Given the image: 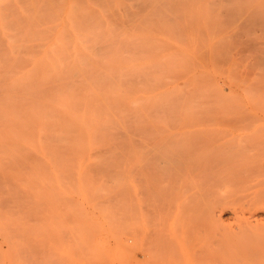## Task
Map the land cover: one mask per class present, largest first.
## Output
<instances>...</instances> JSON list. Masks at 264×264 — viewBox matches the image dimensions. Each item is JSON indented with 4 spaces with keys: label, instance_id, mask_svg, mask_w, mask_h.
I'll return each instance as SVG.
<instances>
[{
    "label": "rangeland",
    "instance_id": "rangeland-1",
    "mask_svg": "<svg viewBox=\"0 0 264 264\" xmlns=\"http://www.w3.org/2000/svg\"><path fill=\"white\" fill-rule=\"evenodd\" d=\"M87 1L80 0L75 6L79 14L85 13L88 9ZM89 1L96 11L107 13L106 16L109 18L111 16V21L114 19L117 25L120 21L118 28L121 31L131 32L130 35L128 32L123 34L126 36L122 37L123 40L116 38L117 35L122 36V33L118 31L119 29L116 30L117 25L112 21L116 25L115 35H112L113 41L115 39L119 45L111 41L112 48L109 49V55L110 53L117 55L111 54L114 58L117 57L118 63L114 64V59L115 66L112 67L117 68L115 70L118 74L125 68V72L129 70L128 78H131L126 80V84H122V87L124 88L125 85L128 91L121 87L122 91L116 93L120 94L124 91L126 94L130 91L135 97L127 93L132 98L129 99L132 102L134 99L137 102L138 99V106H134L136 102L131 101L127 104L129 101L127 96L121 93L125 99V106L123 103L119 106L121 110L119 114L120 112L121 114L118 117L126 119L127 126L125 122L119 123L118 119L117 125L104 124L102 126H107V129L104 130L102 127L103 130H99L97 135L99 141L96 144L99 146L95 145L94 149L105 150L103 158L107 153L116 150L115 157L113 155L107 164H103V159L102 164H0V264H264V239H261L264 238V0ZM65 2L66 0H0V43L2 42L0 48H3L0 49L2 50L1 71L6 72L5 68L9 67L16 71L18 65H20L19 70L24 69L26 65L35 61L32 59L35 58V53L42 50L44 44L55 34V29L59 27L58 20H61L62 5ZM83 18V23L89 28L93 27L95 30L99 27L94 18L89 19L90 17L87 16ZM5 31L6 36H4ZM48 33L51 35L49 36ZM136 35L139 37H135ZM127 36L136 41H131L136 43L133 44L135 46L131 42L128 43L130 39ZM12 40L17 48H20L19 43L22 44L23 52L19 48L20 51L16 50V47L13 49L18 52L6 48L13 44ZM27 40H31L30 43ZM124 40H126L125 44L119 43V41L125 42ZM94 42L93 44L101 43L99 39L97 43ZM127 43L128 55L127 52L123 53L126 49L128 51ZM115 44L117 48L120 47L118 50L115 49ZM98 45L97 48L101 47V44ZM29 47L34 50H30ZM134 47L135 52L131 51ZM140 48L142 51L139 50ZM6 50L12 51L10 58ZM119 50H123L125 56L123 54L119 56ZM100 51L105 50L100 48L98 52ZM133 52L137 54L129 57L132 63L139 61L138 63L145 67L150 63H147V59L153 60V63H150L153 67L144 68L140 64L134 65L140 71L138 72L137 69L135 71L138 78L134 75L131 77L134 67L127 64L129 61L124 62ZM32 53L34 55H31ZM140 53L144 55L141 56ZM14 54L19 56L16 57ZM62 55L60 59L64 58V54ZM137 56L141 57L136 58ZM2 57L5 58L4 61ZM133 57L138 60L132 61ZM13 58H18L19 61ZM13 60L16 66L12 63ZM100 62L102 67L98 65L97 68L101 67L103 73L102 63L105 61ZM125 63L128 67L123 66ZM108 64L105 68L110 69ZM121 64L122 66L119 67ZM42 66L40 64V67L45 68L44 65ZM40 67L35 68L38 71ZM111 70L108 71L112 73ZM15 71L12 74L7 73L11 75V79L17 76ZM41 71L42 69L38 72ZM116 71L114 75L117 77L112 76L114 79L120 77ZM144 71L146 76L144 74V79L140 77V80L139 74L141 72L143 74ZM38 72L35 74L39 77L32 73V78L38 80L32 82L37 83L39 87V79L41 82L46 79L40 78ZM0 74L1 82L10 78L6 73L4 76L2 72ZM122 77L118 80L124 81L125 78ZM149 77L150 81L146 83ZM56 78L50 77L51 81L54 79L55 85ZM59 78H57L58 84H60ZM138 79L141 82L146 81L145 88L141 87L143 90H140L144 92V94L142 92L144 97L137 92V89L143 86L139 84ZM94 80H98L95 84L104 87L105 79L100 77ZM130 81L136 82L133 85L138 83V86L136 85L138 88H134L132 84L129 85L130 88L128 86ZM6 82L0 85L7 84ZM50 82L44 83L50 86ZM55 85L52 84L51 87L54 88ZM99 85L95 86L99 87ZM128 87L134 92L136 90L140 95L129 90ZM152 87L156 95L152 94ZM42 88L43 86L39 89L43 92L47 89L46 93L51 92L50 88ZM48 94L45 96L47 97ZM153 96L155 101L152 100ZM141 99L145 104L139 106ZM27 102L24 101L22 104L25 105L24 103ZM16 103L19 104L18 101ZM6 105L3 103L2 106ZM11 106L10 104L8 107ZM25 106L20 108L25 109ZM122 109L126 111L122 112ZM115 112L117 115V110ZM124 120L121 119V122ZM110 125L113 134L109 133L112 131L108 129L111 128ZM123 127L128 135L123 132L126 131L122 129ZM152 133H155V139H158L156 142H159L160 147L155 139L151 138L154 136L150 137ZM170 134H173L174 138H179V143ZM110 136L117 142L114 143ZM167 136H171L172 139L168 138L169 143ZM162 137L166 141H163ZM197 139L201 142L198 143ZM101 141L104 142L103 147ZM152 144H155V148ZM189 144L192 146L190 147ZM134 145L143 148L146 146L149 149L146 150L148 154L142 151L146 147L140 148L139 152L138 148L134 149ZM177 146L181 149L180 147L177 149ZM195 147L197 150L201 148L197 151ZM206 148L214 150L210 151L212 154L218 152L224 155L223 159L230 164L226 165L228 171L223 167L225 177L221 172L222 165L226 163L223 164V156L220 154L214 155V159V156L210 155L213 160L207 164L201 163L205 167L202 168V165L200 167L199 160L202 157L200 151L204 154ZM215 149L219 150L215 152ZM128 150H132L129 153L131 160L128 159L132 162L135 160V164H114L118 161L116 157H123L121 154L124 153L126 158ZM151 150L155 151L156 155H153ZM170 152L176 158L180 156L177 152H185L182 156L185 155L186 158L182 160L185 159L186 162L178 158L180 164L178 162L176 164L171 160L175 159L174 156L169 161ZM224 152L232 153L236 158L231 157L230 160L229 156L232 154L228 155ZM192 156H195L194 160ZM164 158L168 163L160 164L159 161ZM217 158L222 160V165L220 161H215ZM189 159L193 161L197 159L196 166L185 167L184 163L195 165V162ZM153 160H157L156 163ZM213 163L220 170L215 169ZM208 164L213 166L210 167ZM207 171L212 172L208 174ZM206 172L209 176L213 175L209 177L211 180ZM230 176L233 178L230 179ZM251 233L254 235L252 236Z\"/></svg>",
    "mask_w": 264,
    "mask_h": 264
},
{
    "label": "bare ground",
    "instance_id": "bare-ground-1",
    "mask_svg": "<svg viewBox=\"0 0 264 264\" xmlns=\"http://www.w3.org/2000/svg\"><path fill=\"white\" fill-rule=\"evenodd\" d=\"M65 1V0H64ZM80 0H66V2L62 5L63 7H62V16L60 17V19L61 20H58V17L57 16H59V14L56 16L57 18H56V20H58L59 22H60V25H59V27H57V25H54V26H56L57 27V29H55L56 31L54 32L55 34H53V37L51 36V38L48 40V42L47 43H45L44 44V47H42V50H38L39 52L38 53H35V58H32L33 60L35 59V61H32L28 66L26 65V67H28V68H24V69H22V68H20V70H19V66L20 65H18L17 67H18V70L16 69V71H15V69H14V71H15V76L16 77H13L12 79H11V75L10 74H12V73H14V71L11 69V67H9L10 68V70H9V68H5V70H6V72L5 71H1V69H0V73L2 72V76H4V75H6L8 72L10 73V74H7L8 76L7 77H10V78H7L8 79V81H7V79H6V81L8 82H6L5 81V79H3V81L2 82H6L7 84H4L3 83V85L2 86H4L5 88H3L1 85H0V102H2V104L0 103V164H102V161L104 162L103 164H107L108 162V160H110L111 161V157L113 156V157H115V154H114V152L116 151V150H114L113 151V153H112V151H111V153L109 154V153H107V151H106V153H107V155H106V157H102V155L104 156V151L105 150H101V151H99V149H98V151H97V149H94V146L97 144V141H99L98 140V138H97V135H98V132H99V130L100 129H102V127H104V130L105 129H107L106 127L107 126H102V125H104V124H106V125H109L110 123H111V125H112V123H114L115 125H117V122H118V119H119V123H123L124 124V122L126 121V119L124 120L123 118H121L122 120H124V121H122L121 122V119L119 118L120 116V114H121V112H120V114H119V111H121L120 110V107L119 106H121L122 104L121 103H123V105H124V96H127V98H128V102H127V104H129V102L131 101L130 99H132L131 98V96H134V94L133 95H131L132 93L129 91V92H126V94L124 93V91L123 92H121V93H124L125 95L124 96H122V94L120 93V94H117L116 92H119V91H122V84H126V80L127 79H129L128 78V76H129V70L127 71L126 70V72H125V68H124V71L122 72H120V74H118V71H116L117 70V68H115L114 69V67H112V66H115V65H113V62H114V64H116V63H118V62H116V58L117 57H113V56H117V55H114V54H112V53H110V55H109V49L110 48H112L111 47V41H113V37H112V35L114 34V29L116 28L115 26L117 25L116 24V21H115V23H114V19L112 20L113 21V23L114 24H116V25H114L113 23H112V21H111V16H110V18L109 17H107L106 15H107V13H105V12H103V11H96V9H95V7H94V5H92L91 4V2L88 0L87 1V3H89V6H88V9L86 10V12L85 13H83V14H79V12H77L75 9V6L78 4V3H80L79 2ZM35 6V5H34ZM31 7H32V5H31ZM33 8V7H32ZM32 10V9H31ZM36 10V9H35ZM34 10V11H35ZM137 14V13H136ZM25 15V14H24ZM23 15V17L24 18H26L25 16ZM81 15H83V17H85V16H87V17H90L89 19H91V18H94L93 20H96V22L98 23H96L95 22V26H97V25H99V27H96L97 29H95V27H94V29L95 30H93V27L92 28H89L86 24H84L83 23V20H82V18L83 17H80ZM30 16V15H29ZM31 16H32V14H31ZM36 16V15H35ZM132 16H133V14H132ZM28 17V16H27ZM135 17V16H134ZM35 18V17H34ZM27 19V18H26ZM25 19V20H26ZM84 19V18H83ZM125 19V18H124ZM123 19V20H124ZM127 19H129V18H127ZM131 19V18H130ZM24 20V21H25ZM32 20H33V18H32ZM53 20V19H52ZM86 21H87V18L85 19ZM116 20V19H115ZM123 20H121L122 21V23H124V21ZM134 20V19H133ZM34 21V20H33ZM32 21V22H33ZM45 21V20H44ZM91 21V20H90ZM126 21V20H125ZM128 21V20H127ZM29 22V21H28ZM49 22H51V20L49 21ZM56 22V21H55ZM89 22V21H88ZM94 22V21H93ZM131 22H132V20H131ZM135 22V21H134ZM18 23V22H17ZM21 23V22H20ZM24 24H25V22H23ZM27 23V22H26ZM34 23V22H33ZM46 23V22H45ZM47 23H48V21H47ZM85 23H87V22H85ZM91 24H93V23H91ZM97 24V25H96ZM120 24H121V22L120 21H118V25H117V29L116 30H118L119 28L118 27H120ZM15 25H16V23H15ZM19 25V24H18ZM27 25H28V23H27ZM23 26H25V25H23ZM22 26V27H23ZM32 26V25H31ZM49 26V25H48ZM89 26H91L90 24H89ZM93 26V25H92ZM30 27V26H29ZM47 27V26H46ZM51 27H53V26H51ZM45 28V27H44ZM44 28H42V30H44ZM48 28V27H47ZM5 29V28H4ZM34 29V28H33ZM31 30H32V28H31ZM39 30V29H38ZM38 30H37V32H38ZM41 30V29H40ZM39 30V31H40ZM23 31V30H22ZM118 31H121V29H119ZM26 32V31H25ZM24 32V33H25ZM30 32V31H29ZM43 33L45 32V31H42ZM127 32L128 31H125V30H122L121 31V33H122V36L120 35V36H118L117 35V37L116 38H118V39H120V38H122V37H126V36H124L125 34H127ZM20 33V32H19ZM36 33V32H35ZM42 33V34H43ZM120 33V34H121ZM129 33V32H128ZM131 33V32H130ZM130 33H129V35H130ZM13 34V33H12ZM18 34V33H17ZM49 34V33H48ZM117 34V33H116ZM124 34V35H123ZM135 34H137V33H135ZM9 35V34H8ZM27 35V34H26ZM33 35V34H32ZM31 35V36H32ZM51 34H49V36H50ZM115 35V34H114ZM133 35V34H132ZM138 35H140V34H138ZM138 35H136L135 37H139ZM4 36H6V31H5V35ZM18 36V35H17ZM22 36V35H21ZM48 36V35H47ZM48 36V37H49ZM141 36V35H140ZM10 36H7V38H9ZM28 37V36H27ZM43 37V36H42ZM114 37V38H115ZM128 37V39H130V37L129 36H127ZM134 37V36H133ZM134 37V38H135ZM1 38V37H0ZM3 38V37H2ZM11 38V37H10ZM9 38V39H10ZM132 38V37H131ZM16 39V38H15ZM28 39V38H27ZM48 39V38H47ZM100 40V44H101V47H98L97 48V46L96 45H98L99 44V42H98V44H93V41H97V40ZM125 39V38H124ZM141 39V38H140ZM13 40H14V38H13ZM12 40V42H13V44L11 43V45H9V47L7 46L6 48L8 49V48H10V50H14L13 49V47H16V44H15V46H14V41ZM21 40V39H20ZM44 40V39H43ZM122 40H123V38H122ZM133 40L134 39H130V41L129 40H127V42L128 43H130L131 41L133 42ZM139 40V39H138ZM11 41V40H10ZM17 41H19V40H16V42ZM31 41V40H30ZM30 41L29 40H27V42H29L30 43ZM38 41V40H37ZM114 41H115V39H114ZM113 41V43H116L117 41H115L114 42ZM125 42H121V41H119V43L121 44V43H126V40H124ZM135 41V40H134ZM6 42V40H4V42L3 43H5ZM9 42V41H8ZM7 42V43H8ZM20 42V41H19ZM24 42V41H23ZM46 42V41H45ZM94 42V43H95ZM131 42V43H132ZM136 42V41H135ZM132 43V45L133 44H136V43ZM142 42V41H141ZM2 43V42H1ZM0 43V44H1ZM33 43V42H32ZM97 43V42H96ZM128 43L126 44L127 46L126 47H128L129 45H128ZM130 43V44H131ZM139 43H140V41L138 42V45H139ZM18 44V43H17ZM99 44V45H100ZM117 44H118V42H117ZM123 44V45H124ZM22 45V44H21ZM21 45H20V43H19V46H20V48L19 49H21L22 47H21ZM34 45V44H33ZM33 45H32V48H33ZM37 45L38 46H40L38 43H37ZM36 45V46H37ZM98 45V46H99ZM119 45V44H118ZM4 46H5V44H4ZM35 46V45H34ZM35 46V47H36ZM42 46H43V44H42ZM114 46V45H113ZM117 45L115 44V47H116ZM133 46H135V45H133ZM142 46V45H141ZM23 47H25V45H23ZM28 46H26V48H27ZM5 48V49H6ZM17 48V47H16ZM18 48L16 49V50H18ZM30 48V50L32 49L31 47H29ZM40 48H41V46H40ZM39 47H38V49H40ZM100 48H101V50L102 49H104L105 51L104 52H102V51H100V53L98 52L99 50H100ZM118 48H120V47H118ZM118 48L116 47L115 49H117L118 50ZM131 48L133 49V47L131 46ZM137 48H138V46H137ZM0 49H3V48H0ZM125 49V48H124ZM123 49V50H124ZM9 50V49H8ZM25 50V49H24ZM32 50H34V49H32ZM36 50V49H35ZM116 50V51H117ZM123 50H119L120 52H119V56H121L123 53H126L127 52V54L126 55H128V53H129V47H128V51H127V49H126V51L124 50V52H123ZM131 50V49H130ZM138 50V49H137ZM136 50V51H137ZM139 50H141V48L139 49ZM2 51V50H1ZM0 51V52H1ZM7 51V50H6ZM12 51H7V54H9V58H10V54H13L12 53ZM15 51V50H14ZM18 51H20V50H18ZM18 51H15V52H18ZM131 51H134L135 52V47H134V50H131ZM142 51V50H141ZM140 51V52H141ZM21 52H23V49H21ZM35 52V51H34ZM33 52V53H34ZM41 52V53H40ZM111 52H112V50H111ZM123 52V53H122ZM134 52H133V54L131 55V53H130V55L128 56V60H124V62L126 61V62H128L127 64L128 65H131V66H133L134 67V65H138V64H140V63H138L137 61V63L136 62H131V58H129V57H132V56H134L135 54H137V53H135L134 54ZM26 53H28L27 52V50H26ZM31 54V55H34V54ZM116 53V52H115ZM5 54V53H4ZM18 54V53H17ZM19 54H20V52H19ZM22 54V53H21ZM62 54H64V58L63 59H65V56H66V59L64 60L65 62V64L63 63V59H60L61 57V55ZM111 54L113 55V56H111ZM139 54V53H138ZM16 57L17 56H19V55H16V54H14ZM14 55H12L13 57H14ZM124 55V54H123ZM140 55L141 56H143L144 54L143 53H140ZM4 56V55H3ZM7 56V55H6ZM63 56V55H62ZM118 56V57H119ZM125 56V55H124ZM124 56H122V57H124ZM140 56V57H141ZM24 57V56H23ZM111 57H113L112 58V60H111ZM140 57H136V58H140ZM3 58V57H2ZM22 58V57H21ZM26 58V57H25ZM29 58H30V56H29ZM135 57H133L132 58V61L133 60H138V59H134ZM143 58V57H142ZM4 59L5 58H3V61H4ZM13 59H15V58H13ZM18 61H19V59L18 58H16ZM15 59V60H16ZM115 59V60H114ZM119 59H121L120 57H119ZM126 59V58H125ZM144 59H146V58H144ZM143 59V60H144ZM6 60H8V59H6ZM23 60V59H22ZM25 60V59H24ZM31 60V59H30ZM30 60H28L29 62H30ZM102 60V62L103 61H105V62H100ZM114 60V61H113ZM122 60V59H121ZM141 60V59H140ZM0 61H1V59H0ZM10 61V60H9ZM14 61V60H13ZM111 61H112V63H111ZM123 61V60H122ZM146 61H148L147 63H153L152 61V59H147ZM145 61V62H146ZM63 64H62V63ZM99 62L100 63H102V64H104V66H103V68H104V71H103V69H102V72L103 73H101V67H102V65H100L99 64ZM106 62H107V64H108V62H110L108 65H110L109 66V68L110 69H108V67H106L105 68V66L107 65L106 64ZM120 62V61H119ZM123 62V63H124ZM130 62H131V64H130ZM141 62L142 63H144V61H142L141 60ZM4 63V62H3ZM13 64L15 63V61L14 62H12ZM28 63V62H27ZM32 63L34 64L33 66H32ZM121 63V62H120ZM119 63V64H120ZM135 63V64H134ZM150 63H149V66H150ZM12 64V65H13ZM40 64H41V66L42 65H44V67L45 68H42V67H40ZM106 64V65H105ZM118 64V65H119ZM126 63L125 64H123V66H127L128 67V65H127ZM133 64V65H132ZM144 64H146V63H144ZM9 65V64H8ZM7 65V66H8ZM15 65V64H14ZM13 65V66H14ZM101 66V67H98L97 68V66ZM117 65V64H116ZM141 65V67H144V65H142V64H140ZM139 65V66H140ZM152 65H154V64H152ZM9 66H11V65H9ZM16 66V65H15ZM36 66H38V67H40L41 69H42V71L41 72H38L39 70H41L40 68H38L39 70L37 71V69L35 68ZM122 66V64L119 66V67H121ZM149 66H147V65H145V67L144 68H149ZM24 67V66H23ZM117 67V66H116ZM150 67H153V66H150ZM3 68V67H2ZM16 68V67H15ZM100 68V69H99ZM123 68V67H122ZM132 68V67H131ZM130 68V69H131ZM143 68V69H144ZM106 69H108V70H111V69H113V71H112V73L110 72V71H108V70H106ZM127 69H129V68H127ZM137 68H135L134 67V70H133V72L134 73H132V71L130 72V74H131V77H132V75H134V76H136L137 75V73L135 72V71H137L136 70ZM141 70H142V68H140ZM151 70L150 71H152V68H150ZM12 70V71H11ZM47 70V71H46ZM116 71V74H118V76H120L118 79L120 80L121 79V75H123V77L125 78V82L123 81V80H121V81H123V83H121V81H119L118 79H114L112 76L115 74V71ZM120 70H123V69H121L120 68ZM132 70V69H131ZM45 71V72H44ZM106 71V72H105ZM149 71V70H148ZM147 71V72H148ZM149 71V72H150ZM6 74H5V73ZM18 72V73H17ZM36 72H38V74H40V78H43L44 80L46 79V81H43V82H41L40 80L41 79H39V87L37 86V83H34V82H36V81H38V80H36L35 81V79H33L32 78V73H34V75H36L35 73ZM59 72H61L60 74H59V76H57L58 75V73ZM64 72V73H63ZM97 72H99L98 74H101V75H99V76H95L94 74H96V75H98L97 74ZM108 72V73H107ZM125 72V73H124ZM128 72V73H127ZM138 72H140L139 70H138ZM146 72V73H147ZM4 73V74H3ZM17 73V74H16ZM42 73V74H41ZM106 73V74H105ZM123 73V74H122ZM126 73L128 74L127 76H126ZM136 73V74H135ZM62 74H66V75H62ZM105 75V77H103V75ZM144 74H145V71L143 72V74H142V72H141V74H139L140 76H139V78L140 77H143L144 76ZM149 74V73H148ZM152 74V73H151ZM142 75V76H141ZM153 75V74H152ZM37 77H39L38 75H36ZM36 76H33L34 78L36 77ZM54 76H55V78H56V76H57V78H59V77H61V78H59L58 80H59V83L60 84H58V81H57V78L55 79V81H56V85H55V82H54V79H52V81L54 82V83H51L52 81H51V79H50V77H52V78H54ZM114 76H116V75H114ZM145 76H146V74H145ZM63 77V78H62ZM103 78V80L105 79L106 81H107V83H106V81H104V84H103V86L104 87H102V86H100L98 83H96L97 85H99V87L98 86H95L96 84H95V82H98V80L96 81V80H94V78ZM117 77V76H116ZM122 77V79H124ZM127 77V78H126ZM0 78H1V74H0ZM136 78H138L137 76H136ZM151 78H153V77H151ZM155 78V77H154ZM37 79V78H36ZM48 79V80H47ZM50 79V80H49ZM131 79V78H130ZM142 79H144V77L142 78ZM147 78L145 77V80H146ZM9 80H12V81H9ZM32 80L34 81V82H32ZM62 80V81H61ZM112 80V81H111ZM115 80H117V81H119L118 83L119 84H121V86H119V84L118 83H116L117 81H115ZM135 80V79H134ZM140 80H141V78H140ZM145 80H143L142 82L141 81H139V79L137 80L138 82H139V84L140 85H143L144 86V82H146ZM47 81H51L50 82V86H49V84L48 85H45V83L47 84ZM149 81H150V77H149V79L147 80V82L146 83H149ZM151 81H152V79H151ZM1 81H0V84L2 83ZM10 82H11V86H10ZM45 82V83H44ZM33 83L36 85H33ZM100 83V82H99ZM112 83V84H111ZM133 83H136V82H133ZM133 83H131V81H130V84H128V86L129 85H131L132 84V86L134 87V88H138V87H136V85L138 84H136V85H133ZM8 84H9V86H8ZM32 84V85H31ZM42 84V86H43V88H45L46 86H49V87H46V88H50L51 86H52V84H54L55 86H54V88L53 87H51L50 88V90H51V92H52V95H50L49 96V94H51V92L49 91L48 93H46L47 92V90H46V92H45V95H47L48 94V96L46 97L45 95H44V92L42 91V90H40L39 88H41L42 86H40ZM5 85H7V86H5ZM29 85H30V87H29ZM58 85V86H57ZM116 85V86H115ZM139 85V86H140ZM147 85V84H146ZM119 86V87H118ZM138 86V85H137ZM143 86H140L138 89H137V92H140V90L142 89V88H145V86L143 87ZM148 86V85H147ZM146 86V87H147ZM103 88V89H101V88ZM122 87V88H121ZM130 88H131V86H129ZM128 87V89L129 90H131V91H133L134 92V90H132V89H130ZM132 87V88H133ZM142 87V88H141ZM148 87H151V86H148ZM42 88V89H43ZM45 88V89H46ZM124 88H126V86L124 85ZM123 88V89H124ZM133 88V89H134ZM153 89H152V94H155L154 92V87H152ZM7 91V93H6V91ZM8 89V90H7ZM34 89V90H33ZM120 89V90H119ZM147 89H149V88H147ZM151 89V88H150ZM5 92H4V91ZM36 90H40L39 92H37ZM126 90H127V88H126ZM125 90V91H126ZM143 90V89H142ZM3 91V92H2ZM29 91V92H28ZM31 91V92H30ZM33 91V92H32ZM34 91H36V96H35V94H33L34 93ZM41 91H42V93H41ZM128 91V90H127ZM154 91V92H153ZM135 92H136V90H135ZM134 92V93H135ZM136 92V93H137ZM142 92L143 91H141L140 93H141V96H143L142 95ZM148 92H150V90L148 91ZM31 94V95H29V94ZM42 95H41V94ZM116 93V94H115ZM127 93H129V95H131V96H129ZM140 93H137L138 95H140ZM32 94H33V96H32ZM39 94V95H38ZM143 94H144V92H143ZM45 97H44V96ZM121 95V96H120ZM146 96H147V94H145ZM156 95V94H155ZM154 95V96H155ZM43 96V97H42ZM152 95L150 94V99L152 98L151 97ZM154 96H153V99L152 100H154ZM51 97V98H50ZM129 97H130V99H129ZM135 97V96H134ZM138 97V96H137ZM144 97V96H143ZM22 98H24V99H22ZM111 98H113L112 100H111ZM138 98H141V97H138ZM19 99H21V100H19ZM6 100V101H5ZM16 100V101H15ZM127 100V99H126ZM142 100V104L141 103H139V106H141V105H143V104H145V101H143V99H141ZM140 100V101H141ZM144 100H146L145 98H144ZM18 101V103L19 104H17L16 102ZM26 102V101H28L30 104H28V102L27 103H24L25 105H27V106H25V105H23L22 104V102ZM112 101V102H111ZM114 101H116V102H114ZM155 101V100H154ZM20 102H21V104H20ZM117 102H119V103H117ZM132 102V101H131ZM133 102H136V100L134 99L133 100ZM132 102V103H133ZM137 102H139V100L137 99ZM137 102H136V104L134 105V106H138V104H137ZM152 102V101H151ZM3 103H5V104H7L6 106H2L3 105ZM153 103V102H152ZM12 105L11 107H8L9 105ZM15 104H16V106H15ZM126 104V105H127ZM25 106L26 108L24 109H22V108H20L21 106ZM125 106V105H124ZM144 106H142V109H144L143 108ZM134 108V107H133ZM140 108V107H139ZM130 110H131V108H129ZM141 109V108H140ZM117 110V112H118V114L116 115V111ZM124 111H126V110H124ZM123 111V109H122V112H124ZM132 111H134V110H132ZM131 111V112H132ZM126 113V112H125ZM127 114V113H126ZM135 115H137V112H136V114ZM139 115V114H138ZM141 115H143L144 116V114H141ZM119 116V117H118ZM118 117V118H117ZM138 117H140V115L138 116ZM142 118V117H141ZM135 120V119H134ZM137 120H138V118H137ZM141 120V119H140ZM142 120H144V119H142ZM141 120V121H142ZM113 121H115V122H113ZM139 121V120H138ZM140 121V122H141ZM133 122V121H132ZM118 123V125H120ZM126 123L127 122H125V125H126ZM136 123V122H135ZM143 123V122H142ZM113 124V125H114ZM122 124V125H123ZM138 124V123H137ZM137 124H134V125H137ZM144 124V123H143ZM143 124H141V125H143ZM111 125L109 126V127H111ZM124 125V127L126 128V126ZM144 126V125H143ZM143 126H142V128H143ZM114 127V126H113ZM122 128V129H125V128ZM137 127V126H136ZM115 128H116V126H115ZM114 128V129H115ZM130 128H132V127H130ZM108 129H111L112 131H110L109 133H111L112 132V134H113V128L111 127V128H108ZM121 129V130H122ZM133 129V128H132ZM144 129V128H143ZM103 130V129H102ZM117 130H119V128L117 129ZM126 130V129H125ZM140 130V129H139ZM107 131V130H106ZM116 132V131H115ZM119 132H121V131H119ZM118 132V133H119ZM123 132H126L125 134H127L128 135V132H127V130L126 131H123ZM135 132V131H134ZM124 134V135H125ZM101 135V134H100ZM115 135V134H114ZM126 135V136H127ZM132 135V134H131ZM130 135V136H131ZM138 135V134H137ZM168 135V134H167ZM170 135H172V138H174V135L173 134H170ZM126 136H124V137H126ZM151 136H154V137H151ZM155 133H152V135H150V137L151 138H154L155 139ZM159 136V135H158ZM111 137V136H110ZM120 137V136H119ZM122 137V136H121ZM123 137V138H124ZM134 137V136H133ZM164 137V136H163ZM163 137H162V140L163 141H166V139L164 140L163 139ZM180 137V136H179ZM183 137V136H182ZM127 138V137H126ZM125 138V139H126ZM129 138V137H128ZM167 139L169 138L170 140H172L171 139V136H167L166 137ZM188 138V137H187ZM113 139V141H114V143H116L115 142V139L114 138H112L111 137V140ZM124 139V140H125ZM153 139V140H154ZM160 139H161V137H160ZM168 139V143H169V140ZM174 139H176V141L178 142L180 139L178 138L177 139V137H175ZM173 139V140H174ZM182 139V138H181ZM186 139V138H185ZM190 139V138H189ZM196 139V138H195ZM108 140V139H107ZM118 140V139H117ZM119 140H120V138H119ZM127 140V139H126ZM158 140V139H157ZM156 139H155V142L157 141ZM184 140V139H183ZM188 140V139H187ZM67 141V145L65 144V142ZM104 141V140H103ZM109 141H110V139H109ZM122 141V140H121ZM128 141H130V140H128ZM138 141V140H137ZM175 141V143H177ZM198 143H200L199 141H198V139L196 140ZM196 141H194V143L196 142ZM105 142V141H104ZM103 142V143H104ZM127 141H125V143H126ZM131 143H133L132 141H130ZM146 142V141H145ZM174 142V141H173ZM184 142H186V140L184 141ZM71 143V144H70ZM101 143H102V141H101ZM103 143H102V147H103ZM111 143H112V141H111ZM119 143V142H118ZM124 143V142H123ZM123 143H121L122 145H123ZM124 143V144H125ZM131 143H130V145H131ZM152 143V142H151ZM150 143V144H151ZM159 143V142H158ZM157 142H156V144L157 145H159V147L161 146L160 144H158ZM166 143V142H165ZM179 143V142H178ZM177 143V144H178ZM187 143H189L188 141H187ZM191 143V142H190ZM98 144H100V142H98ZM106 144H107V142H106ZM120 144V143H119ZM137 144V143H136ZM196 144V143H195ZM117 145V144H116ZM116 145H114L115 147H116ZM141 145V144H140ZM143 145V144H142ZM147 145V144H146ZM153 146L155 145V144H152ZM190 145V144H189ZM96 146H99V145H96ZM104 146H105V144H104ZM111 146H113V145H111ZM124 146V145H123ZM127 146V145H126ZM135 146V145H134ZM148 146V145H147ZM187 146V145H186ZM192 145H190V147H191ZM118 147V146H117ZM125 147V146H124ZM131 147V146H130ZM146 147V146H145ZM144 147V148H145ZM151 146L149 145V148H150ZM178 147H180V146H177V149H178ZM189 147V146H188ZM97 148H99V147H97ZM134 148V147H133ZM138 148V149H137ZM142 149L143 148V146L142 147H136L135 146V148L134 149H137L139 152H140V150L139 149ZM143 148V149H144ZM154 148H155V146H154ZM172 148H174L175 150H176V148L175 147H172ZM182 148L184 149V147L182 146ZM186 148V147H185ZM199 148V147H198ZM201 148V147H200ZM200 148L197 150V148L195 147L194 149L195 150H197V151H199L200 150ZM204 148V147H203ZM202 148V149H203ZM100 149H102L101 148V146H100ZM106 149H108V148H106ZM120 149V148H119ZM121 149H123V147L121 148ZM127 149H128V147H127ZM130 149V148H129ZM133 149V150H134ZM148 148L146 147V149L145 150H142V151H146ZM152 149V148H151ZM156 149H158V148H156ZM156 149H154V150H156ZM180 149H181V147H180ZM179 149V150H180ZM183 149H182V151H183ZM190 149V148H189ZM201 149V150H202ZM208 148H206L205 150H206V153H208V154H206V153H204V154H201L202 152L200 151V155L202 156V157H200V158H197V159H200L199 161H201L200 162V167H201V163H204V164H207V163H209L211 160H213L214 158H215V156L214 155H217L218 154V152L215 154L214 152V154H212V152L210 153V151H214V150H212V149H208ZM137 150H136V152H137ZM160 150V149H159ZM158 150V151H159ZM178 150V151H179ZM188 150V149H187ZM219 149H215V152L216 151H218ZM123 151H127V150H123ZM129 151V150H128ZM131 151L132 150H130L128 153H126V154H128L127 156H126V158H125V156H124V153L123 154H121L123 157H116V160H117V158H118V161H116L114 164H135L134 162H136L135 160H133V162L132 161H130L131 159L129 158V153H131ZM141 151V152H142ZM147 151H149V149L147 150ZM146 151V152H147ZM152 151V150H151ZM166 151V150H165ZM169 151V150H168ZM191 151V150H190ZM193 151V150H192ZM203 151V150H202ZM208 151V152H207ZM221 151V150H220ZM121 152V151H120ZM135 152V151H134ZM153 152V151H152ZM163 152V151H162ZM167 152V151H166ZM165 152V153H166ZM189 152V151H188ZM204 152V151H203ZM156 152L154 151L153 152V155H156L155 154ZM165 153H164V156H165ZM171 153V152H170ZM169 153V154H170ZM174 153H176L175 151H174ZM180 153V152H179ZM178 152H177V154H178V156L179 157H175V155H172L173 153H171V157H167L168 158V160L169 159H171L173 156L175 157V159L173 158V159H171V160H173V161H175L176 162V164H177V162H178V164H180V160L178 161V158L179 159H183L184 157H185V155H184V157L182 156L183 154H185V152L184 153H180L179 154ZM191 154H192V152H190ZM198 153V152H197ZM210 153V154H209ZM225 154H228V153H226V152H224ZM142 154H143V152H142ZM147 154H148V152H147ZM196 154V153H195ZM206 154V156H203V155H205ZM220 154V153H219ZM218 154V155H219ZM232 154V153H231ZM230 153L228 154V155H231ZM116 155H118V154H116ZM146 155V154H145ZM161 157H162V159H163V156H162V154L160 153L159 154ZM198 155H199V153H198ZM197 155V156H198ZM213 157V159H212V157ZM221 156H223L222 157V159L224 158V155H222V154H220ZM108 156V157H107ZM157 156H158V154H157ZM227 156V155H226ZM225 156V157H226ZM102 157V158H101ZM154 157V156H153ZM161 157H157V158H159V159H161ZM193 157V156H192ZM195 157V156H194ZM194 157H193V160H194ZM208 157H211V159L210 158H208ZM230 157V160H231V157H234V158H236L235 157V155L233 156V154L231 155V156H229ZM130 160H129V159ZM132 158V157H131ZM139 158V157H138ZM186 158V157H185ZM205 158V159H204ZM206 158H208L207 160H206ZM233 158V159H234ZM103 159V160H102ZM133 159H134V156H133ZM153 159V158H152ZM156 159V158H155ZM159 159H158V161H159ZM177 159V160H176ZM196 159V160H197ZM204 159V161L202 162V160ZM210 159V160H209ZM102 160V161H101ZM139 160V159H138ZM146 160H148V159H146ZM165 158H164V160H160L159 161V163L160 164H162V162H164L163 164H167L168 162H165ZM167 160V161H168ZM171 160H169V161H171ZM185 160V159H184ZM184 160H182V162L184 161ZM189 160H192V159H189ZM188 160V161H189ZM192 160V162H195V165H193V163H192V165L190 164V163H184L185 164V167H189V166H192V168H193V166H196V162L198 161H193ZM220 161V159L219 158H217V159H215V161ZM224 160V159H223ZM140 161H142L143 162V160H141L140 159ZM154 161V160H153ZM157 161V160H156ZM156 161H154L155 163H156ZM208 161V162H207ZM214 161V162H215ZM141 162V163H142ZM149 162V161H148ZM184 162H186V160L184 161ZM234 162V161H233ZM172 163V162H171ZM170 163V164H171ZM199 163V162H198ZM197 163V164H198ZM220 163V165H222V160L219 162ZM226 163V164H225ZM230 163V162H229ZM235 164H237L236 162H234ZM110 164V163H109ZM138 164V163H137ZM143 164V163H142ZM158 164V163H157ZM214 164V163H213ZM223 164H225L224 166L222 165V168L223 167H226V165H230V164H228V162H225V160H224V163ZM233 164V163H232ZM235 164H234V166H235ZM209 165V164H208ZM210 165H212V164H210ZM209 165V166H210ZM217 166H219V164H216ZM203 166V165H202ZM213 166V165H212ZM212 166H210V167H212ZM233 166V165H232ZM232 166H229V167H231L232 168ZM205 166H203L202 168H204ZM235 167H237V165L235 166ZM235 167H233V169L235 168ZM214 168L215 169H219V167H216L215 166V164H214ZM214 168H212V169H214ZM201 169V168H200ZM206 169V168H205ZM210 169V168H209ZM211 169V170H212ZM214 169V171L215 172H217L216 170ZM187 170V169H186ZM207 170V169H206ZM220 170V169H219ZM223 171L221 172V173H223L224 172V168L222 169ZM225 170H227V167H226V169ZM202 171H204V169L202 170ZM213 171V170H212ZM212 171H210V172H212ZM213 171V172H214ZM228 171V170H227ZM226 171V172H227ZM231 171V170H230ZM208 172V171H207ZM207 172H206V174H207ZM210 172H208V174L210 173ZM225 172V173H226ZM235 172V171H234ZM207 174V177L209 178V177H211V176H213V175H208ZM213 174V173H212ZM232 174V173H231ZM223 176H224V173L222 174ZM238 175V174H237ZM237 175H235V176H237ZM226 176V175H225ZM224 176V177H225ZM206 177V176H205ZM215 177V176H214ZM219 177V176H218ZM218 177H216V178H218ZM231 177L233 178V176H230L229 178L231 179ZM210 179V178H209ZM214 179V178H213ZM208 180V179H207ZM211 180V179H210ZM210 180H208V181H210ZM222 196V195H221ZM222 199V198H221ZM223 203V202H222ZM226 203V202H225ZM258 229H256V231H257ZM248 233H249V231H248ZM258 233L260 234V231L258 230ZM257 233V234H258ZM250 234V233H249ZM252 234V233H251ZM256 234V235H257ZM254 234H252V236H253ZM260 236H263V235H260ZM258 238H261V237H258ZM261 239H264L263 237L261 238ZM264 241V240H263ZM263 245H264V242H263Z\"/></svg>",
    "mask_w": 264,
    "mask_h": 264
}]
</instances>
